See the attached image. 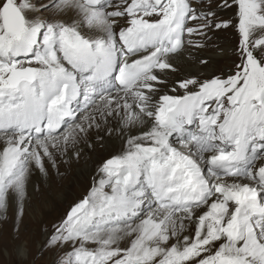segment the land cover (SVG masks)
Listing matches in <instances>:
<instances>
[{
    "label": "snow or ice",
    "instance_id": "obj_1",
    "mask_svg": "<svg viewBox=\"0 0 264 264\" xmlns=\"http://www.w3.org/2000/svg\"><path fill=\"white\" fill-rule=\"evenodd\" d=\"M229 28L230 67L179 71ZM113 138L37 258L264 264V0H0V218L14 209L16 237L34 173Z\"/></svg>",
    "mask_w": 264,
    "mask_h": 264
},
{
    "label": "rangeland",
    "instance_id": "obj_2",
    "mask_svg": "<svg viewBox=\"0 0 264 264\" xmlns=\"http://www.w3.org/2000/svg\"><path fill=\"white\" fill-rule=\"evenodd\" d=\"M220 2L221 0H213L214 5ZM236 11L237 8L233 6L231 8L221 9L218 15L223 19H228L234 17ZM238 40L239 36L234 28L213 33V40L207 47L203 49H192L191 59L186 61L188 65L183 67L181 65L182 68L179 69V71L183 73L185 69L190 70L196 64L198 68L197 72L208 75L213 70H223L226 66L230 67L232 61L236 59L232 50L237 45ZM197 53L205 56L203 59L208 60L207 66L196 63L198 60H195L193 55ZM214 55L215 57L211 58ZM114 140L115 138L113 141ZM86 145L87 144H83L80 146L82 149L81 152H85ZM99 149L100 151H104V144H101L98 150ZM110 155L112 154L105 152L99 157L97 155L92 156L97 165L96 167L98 168L100 163ZM87 160L88 162L83 164V168L80 169V167H76V171L79 175H81V170L88 167V164L92 162L90 157H88ZM83 174L86 173L84 172ZM33 177H36V179H32V199L29 208L26 210L19 237H16L13 230L14 209H11L13 212L8 213L13 214V216H8L7 218V220L12 219L11 223L8 224L9 227L5 226V220L0 218V264H32L33 259H35V264H49V256L46 255L45 257L37 258L39 244L43 242L45 238L42 232V226H50L52 223L59 221L65 215L69 206L82 199L92 185L91 180H87L82 184H74L72 183L73 181L65 182L64 185L58 184V188L56 187L57 189L55 188V191L51 192L49 187H51V185L53 186V183L48 181V175L44 176L37 171L34 173ZM37 186L38 191L36 190ZM24 242H26V247L29 252L28 259L18 258V249ZM90 247H95V245H90Z\"/></svg>",
    "mask_w": 264,
    "mask_h": 264
},
{
    "label": "bare ground",
    "instance_id": "obj_3",
    "mask_svg": "<svg viewBox=\"0 0 264 264\" xmlns=\"http://www.w3.org/2000/svg\"><path fill=\"white\" fill-rule=\"evenodd\" d=\"M214 57H215V55L212 56L211 58H214ZM216 57H217V55H216ZM193 58L195 60H199L201 58H205V56H202L201 54L199 55L197 53V54L193 55ZM196 63H198V61H196ZM181 65L183 67V66L188 65V63H186V61H185V62H182ZM182 67L180 66L179 69H181ZM197 70H198V68H197V66L195 64V66H193V68H191L188 71L191 72V73H196ZM94 135H95L94 132L91 133L90 137H89V140H91V137H93ZM113 139L108 140L105 143L92 142L91 149H89L88 146L86 145L87 146L86 150H85V152L84 151L81 152V155H80L79 159L73 158L70 161H68L67 163H61L59 165V173H60V175H58L55 170H50L49 174H48V181L53 183V186L51 185V187H49L50 191L51 192L55 191V188L57 187L58 184L64 185L65 182H72L73 181L72 183H74V184L75 183L82 184V183L86 182L87 180L93 181V177H97V175H96L97 174V171H96V169H97L96 166L97 165H96V163L94 161V158H92V156L97 155L99 157L105 152L113 154V153H116V151H119L123 147V144H122L121 141L116 140V139L113 141ZM0 144H2V141H0ZM83 144H87V142L81 143L79 145V147L81 145H83ZM101 144H104V148H105L104 151L103 150L100 151V149L98 150V148L100 147ZM88 157H90V159H92V162L90 164H88V167L82 169L86 174H83L84 172L81 170V173H80L81 175H79V173L76 171V167H80V169L83 168V164H86L88 162V160H87ZM32 179L35 180L36 177H32ZM9 212H13V211L10 210ZM8 216L11 217V216H13V214L10 213V214H8ZM11 221H12V219L6 220L5 221V226L9 227L8 224L11 223Z\"/></svg>",
    "mask_w": 264,
    "mask_h": 264
}]
</instances>
